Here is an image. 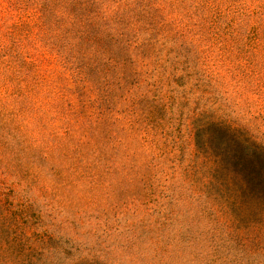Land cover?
Masks as SVG:
<instances>
[{
  "label": "rangeland",
  "instance_id": "1",
  "mask_svg": "<svg viewBox=\"0 0 264 264\" xmlns=\"http://www.w3.org/2000/svg\"><path fill=\"white\" fill-rule=\"evenodd\" d=\"M0 264H264V0H0Z\"/></svg>",
  "mask_w": 264,
  "mask_h": 264
}]
</instances>
